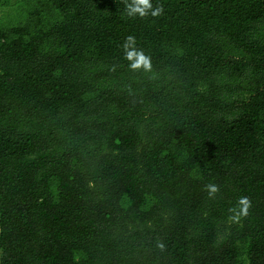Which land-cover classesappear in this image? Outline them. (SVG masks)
Masks as SVG:
<instances>
[{
	"label": "trees",
	"instance_id": "obj_1",
	"mask_svg": "<svg viewBox=\"0 0 264 264\" xmlns=\"http://www.w3.org/2000/svg\"><path fill=\"white\" fill-rule=\"evenodd\" d=\"M152 3L0 0V264H264V0Z\"/></svg>",
	"mask_w": 264,
	"mask_h": 264
},
{
	"label": "clouds",
	"instance_id": "obj_2",
	"mask_svg": "<svg viewBox=\"0 0 264 264\" xmlns=\"http://www.w3.org/2000/svg\"><path fill=\"white\" fill-rule=\"evenodd\" d=\"M124 4V13L127 18H146V17H159L163 14V6H153L152 0H122ZM124 59L129 62L128 66L131 70L136 71L144 69L145 71L151 70V59L147 56L143 49L137 47V38L134 35H127L121 44ZM204 191L208 193L209 198H214L220 191L219 185L215 183H207L204 185ZM252 207L251 200L246 196L238 198L236 204L228 209L230 213L229 219L234 223H239L244 217L249 214ZM163 247V245H160Z\"/></svg>",
	"mask_w": 264,
	"mask_h": 264
},
{
	"label": "rangeland",
	"instance_id": "obj_3",
	"mask_svg": "<svg viewBox=\"0 0 264 264\" xmlns=\"http://www.w3.org/2000/svg\"><path fill=\"white\" fill-rule=\"evenodd\" d=\"M16 7L17 6H14V7H11V8H9V7L2 8V9H0V15H4L6 13L12 12L13 9L16 8Z\"/></svg>",
	"mask_w": 264,
	"mask_h": 264
}]
</instances>
